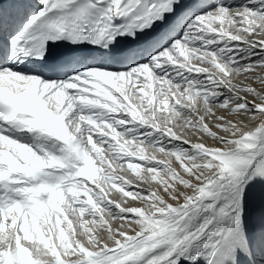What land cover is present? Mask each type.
Returning a JSON list of instances; mask_svg holds the SVG:
<instances>
[{
	"label": "snow or ice",
	"instance_id": "1",
	"mask_svg": "<svg viewBox=\"0 0 264 264\" xmlns=\"http://www.w3.org/2000/svg\"><path fill=\"white\" fill-rule=\"evenodd\" d=\"M3 15L0 264L253 254L264 0H35ZM259 211L264 225V192Z\"/></svg>",
	"mask_w": 264,
	"mask_h": 264
},
{
	"label": "bare ground",
	"instance_id": "2",
	"mask_svg": "<svg viewBox=\"0 0 264 264\" xmlns=\"http://www.w3.org/2000/svg\"><path fill=\"white\" fill-rule=\"evenodd\" d=\"M262 192H264V185H256L253 189V195L247 212L248 228L254 241L253 254L247 257L242 256L240 264H264L261 263V258H264V251L261 250V246L256 241L257 237L264 235V225L261 223L259 211L260 194ZM112 193H115L114 189ZM111 198H115V195H111Z\"/></svg>",
	"mask_w": 264,
	"mask_h": 264
},
{
	"label": "rangeland",
	"instance_id": "3",
	"mask_svg": "<svg viewBox=\"0 0 264 264\" xmlns=\"http://www.w3.org/2000/svg\"><path fill=\"white\" fill-rule=\"evenodd\" d=\"M257 87H259V85H256ZM250 99H251V97H250ZM209 143L211 142V141H208ZM125 168H127V165H125ZM118 175H127V176H131V173L130 172H118L117 173ZM261 238V237H260ZM263 258V257H262ZM261 258V259H262Z\"/></svg>",
	"mask_w": 264,
	"mask_h": 264
}]
</instances>
